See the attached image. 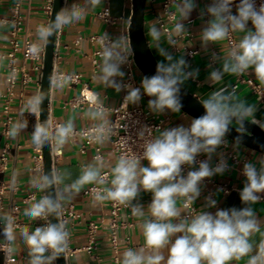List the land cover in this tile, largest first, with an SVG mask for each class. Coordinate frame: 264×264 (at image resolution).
Instances as JSON below:
<instances>
[{
  "label": "clouds",
  "instance_id": "1",
  "mask_svg": "<svg viewBox=\"0 0 264 264\" xmlns=\"http://www.w3.org/2000/svg\"><path fill=\"white\" fill-rule=\"evenodd\" d=\"M102 4L103 0H74L71 4L65 0L63 6L52 12L50 19L36 26L35 40L29 44L28 51L39 54L43 46L66 28L82 23ZM196 7L195 0H176L175 11L169 14L178 17L173 26L176 36L183 38L188 34L184 22ZM201 15L209 17L199 34L203 48L224 41L231 44L226 55L213 54L212 63L219 67L210 64L208 80L212 90L198 97L203 114L191 119L187 126L157 129L155 135L148 131L145 136L142 132V153L121 154L108 171H105L99 151L91 162L81 165L75 178L58 169L34 170L31 184L43 195L30 203L23 215L31 222L41 220L44 223L34 229L24 225L17 233L19 225L15 214L11 211L0 214L9 250L18 238L21 239L28 251L26 264H53L59 256H65L71 233L63 219V211L87 185L94 186L91 189L94 203L110 201L131 208L132 215L140 220L144 244L126 248L119 264H232L245 258L246 264H264V220L259 218L254 207L264 199V156L243 164L245 182L239 193L243 208L218 209L215 213L193 208L205 178L223 175L229 169L222 155L215 165L212 157L227 145L226 136L233 128L237 133V146L250 135L248 124L264 131V119L257 118L256 105L240 97L236 87L225 81L226 76L239 79L251 70L259 86L264 88V0H211ZM3 26L6 25H0ZM163 35L165 32L156 22L148 25V36L164 61L157 63L154 75L142 79L140 87L122 83L125 73L121 66L131 55L129 36L122 35L111 42L105 36L102 41L97 77L117 92L127 89L125 106L139 103L143 90L144 95L151 97L148 108L152 112L181 111V88L187 80L196 78L199 71H189L183 56L174 58L161 47ZM169 44L175 46L176 42L169 39ZM70 83L71 77L66 75L49 78L50 87L58 89ZM45 100H49L47 92L36 90L23 103L21 117L24 111L39 116ZM111 114V109L97 94L96 101L84 114L90 127L81 135L99 146L105 145L116 131L110 121ZM27 127V120L22 118L10 122L7 135L16 138ZM75 136L71 120L58 124L37 120L30 142L36 148L47 146L59 152ZM202 154L207 158L195 167L197 157ZM142 161H147V166ZM185 165L192 169L186 175ZM142 191L152 194L146 209L133 203ZM216 203L209 197L205 207L214 208ZM49 217H55L58 222H50Z\"/></svg>",
  "mask_w": 264,
  "mask_h": 264
},
{
  "label": "crops",
  "instance_id": "2",
  "mask_svg": "<svg viewBox=\"0 0 264 264\" xmlns=\"http://www.w3.org/2000/svg\"><path fill=\"white\" fill-rule=\"evenodd\" d=\"M50 2L51 0H0V25H6L0 27V135L3 123L8 118L10 122L21 118L28 122V127L23 133L16 138L7 140L10 147V155L7 170L2 173L4 194L2 198L3 207L0 214L9 212L12 205L20 207V212L16 218L19 225L16 228L17 233L24 225L34 229L43 224L41 220L31 222L23 215V210L30 203L38 200L43 193L37 191L31 184L34 170H40L38 148L34 147L30 142L31 132L38 120V116L24 111L23 117H21L23 103L36 90L40 89L41 73L34 70L33 63L27 62L26 70L31 77V82L24 84V77L21 73L17 77L14 89L9 92L10 72L8 60H2L1 56H5L11 51L9 44L11 25L6 21L12 18L14 8L19 6V14L24 23V30L18 38L20 44H22L25 36L33 42L35 40L36 26L50 19V14L47 11ZM73 2L74 0H68L69 4ZM162 2L163 0H148L145 13L146 37L158 62L164 61V57L160 55L148 36V25L156 22L162 28L158 20L161 15ZM195 3L197 5L196 9L191 13L189 19L184 22L188 34H185L183 38L176 36L173 31V25L170 28V34H165L161 37V47L174 58L183 56L189 65V71L198 69V76L187 80L183 85L198 98L212 90L213 86L208 80L210 64L212 67H219V64L212 63L213 54L226 55L230 44L228 41H224L219 44H209L206 49L202 47L199 34L209 17L201 15V13L211 3V0H195ZM175 5L176 2L173 5L174 11ZM104 11H108L114 20L113 22H107L100 17V14ZM131 15V0H103L101 8L97 9L96 13L89 14L82 23L73 24L59 35L53 72L70 76L71 83L63 89L51 87L49 120H54L58 123H66L71 120L76 131L89 128L90 122L85 118L84 114L91 104L80 102L82 92H89L94 99L93 103L96 101L98 94L105 106L111 109L110 121H113V110L121 104L127 95V91L122 89L117 92L112 87H106L98 79L97 73L101 57L97 56L96 52L100 50V46L97 42H93L91 38L106 36L115 41L122 35H128ZM177 18L176 16V20ZM249 27H251V24H249ZM169 39L174 40L176 45H170ZM42 49H44V46ZM188 51H194L196 54L190 57L187 54ZM15 64L20 68L23 67L24 60L21 51L16 55ZM121 70L125 73L122 78V83H124L128 72L126 63L121 66ZM134 74L140 87L144 77L136 67ZM240 78L251 79L259 88L261 95L254 93L250 86L240 81ZM240 78L236 79L226 76L225 81L236 87L240 97L245 98L249 103L255 104L257 107V118L264 119V103L261 102V98L264 97V88L259 86V82L255 80L251 70H249L247 75ZM117 79L119 80L120 78ZM141 91L142 98L139 103L128 104V106L141 105L149 110L148 101L151 97L144 95L143 90ZM6 107H8V111L5 110ZM149 111L155 116L168 118L165 128L179 125L187 126L193 119L192 116L183 111L171 112L166 110L163 113ZM226 140L227 145L218 149L217 154L212 157V163L215 165L222 155L227 161L229 169L223 175L205 178L201 187V194L193 205L197 210L203 209L215 213L218 209L233 207L240 209L245 206L242 204L239 195L245 182V177L242 175L243 164L246 161L255 162L264 154L240 144L237 146L235 142L228 138ZM3 145L4 141L1 139V147ZM98 148L105 162V171H108L117 159L111 143L107 142L103 146L97 144L89 146L83 138L77 136L70 140L61 151V155L53 161V169L69 172L75 178L80 172L81 165L91 162L93 157L96 156ZM197 158H199L200 162L207 157L202 154ZM141 163L147 166V161H142ZM195 167H198V163ZM188 169L192 170L189 167ZM92 186H85L80 195L64 209L71 210V215L67 219V227L71 233V240L66 253L68 264H119L121 254L126 248H137L144 244L140 220L132 215L131 208H124L118 213L116 218L118 228L113 230L111 226L114 217L110 201L94 203L92 196L84 193L86 189ZM225 191H228V193ZM29 195H35V200L24 203V198ZM209 197L216 200V207H205L206 199ZM151 199L152 194L150 192L142 191L138 199L133 203H139L146 209L147 205L151 203ZM254 207L259 218L264 220V199ZM185 214L182 213V215ZM92 224L97 227L94 233H91ZM4 241L3 225L0 224V243ZM11 247L9 262L5 260L4 255L0 252V264H26L28 251L23 241L18 238ZM89 247L92 248L90 251L88 250ZM246 259L234 261L232 264H246ZM53 264H56V261Z\"/></svg>",
  "mask_w": 264,
  "mask_h": 264
},
{
  "label": "built area",
  "instance_id": "3",
  "mask_svg": "<svg viewBox=\"0 0 264 264\" xmlns=\"http://www.w3.org/2000/svg\"><path fill=\"white\" fill-rule=\"evenodd\" d=\"M176 2V0H163L162 2V9H161V15L159 16L158 20L159 23L162 26V30L165 32L166 35L170 34V28L173 26L176 22V15H169L170 13L174 12L173 5ZM259 2V0H258ZM52 3L53 0H51L50 4L47 7V11L49 14L51 13L52 9ZM233 7V12H234ZM100 17L107 21V22H113V18L110 16L108 11H104L103 13L100 14ZM10 25H14V27L11 26L10 29V47L11 51L5 55L1 56L2 60L7 59L8 60V67H9V72H10V77H9V92H11L16 84V80L19 74H23L24 77V84H28L31 82V77L27 73L26 70V64L27 62H31L34 64V70L42 73V61H43V54H44V49L40 51L39 54H32L28 51V46L30 43H32L27 36H25L24 41L22 44H20L18 38L20 33L23 32L24 30V23L22 18L20 17L19 14V6H16L13 11V16L10 20L6 21ZM59 36L56 38V44L58 42ZM91 40L93 42H97L100 46V50L96 52V55L101 57L100 52L102 48V41L105 40V37H92ZM109 41H114L113 39L109 38ZM230 44V42H229ZM231 46V44H230ZM22 52L24 64L23 67L20 68L15 64L16 61V55L18 52ZM56 53V50H55ZM187 54L191 57L196 54L194 51H188ZM128 66V72L127 76L125 78V81L123 84H129L133 87H139L136 79H135V74H134V69H135V64L131 57H128V62L126 63ZM56 75H63L60 73H52V77ZM240 81L242 83L247 84L250 86L253 90L254 93L261 95V92L259 91V88L255 85V83L251 79H243L240 78ZM51 89V88H50ZM127 91V89H124ZM94 101L92 95L89 92H82L80 102L81 103H87V104H92ZM261 102L264 103V97L261 98ZM6 111H8V107L5 108ZM114 114V119L111 122L112 124L115 125L116 131L115 133L111 136V140L109 141L111 143V146L113 148V151L115 152L117 158L124 153L132 152L136 154L142 153V144H143V139H141V133L144 132V135L147 136L148 131H151L152 134H158L157 129L163 130L165 128V124L168 120V118L165 117H160V116H155L153 115L149 110L144 108L141 105H137L135 107H129L128 104L125 106L124 104V99L121 102V104L113 110ZM53 124H58L57 121L54 120H49ZM10 126V119H6L3 123V127L1 130V139L4 141V145L0 148V174L4 173L7 170L8 166V161H9V155H10V147L7 142V140L10 138L7 135V130ZM88 128H84L81 130L76 131V136L81 137L85 140L87 145H96L95 143L90 142L86 136H82L81 133L85 132V130ZM39 151V168L42 169V155H41V148H38ZM100 153V149H97V153ZM52 160L54 161L57 157L61 155V151L56 152L52 151ZM97 155V154H96ZM197 163H199V158H197ZM184 169V174H187L189 171L188 166L185 165L183 166ZM110 179V176H109ZM94 186L88 188L85 190V194L92 196L91 189ZM228 193V191H225ZM4 194V186L2 181H0V211L2 210L3 203H2V198ZM32 200H35V195H29L26 198H24V203H28ZM110 206L112 208V214H113V223H112V229L116 230L118 228V224L116 221V218L118 216V213L128 207L121 206L117 203L110 202ZM194 208V207H193ZM15 214V217L17 218L19 212H20V207L18 205H12L10 210ZM71 215V210H64L63 211V219L67 222V219ZM50 221V220H49ZM44 223V221H43ZM97 227L92 224L91 225V233H94ZM12 249V247H11ZM92 248L89 247L88 250L90 251ZM0 252L4 255L5 260L9 262L10 260V254L11 250H9L6 242L0 243Z\"/></svg>",
  "mask_w": 264,
  "mask_h": 264
},
{
  "label": "water",
  "instance_id": "4",
  "mask_svg": "<svg viewBox=\"0 0 264 264\" xmlns=\"http://www.w3.org/2000/svg\"><path fill=\"white\" fill-rule=\"evenodd\" d=\"M148 0H131L132 15L128 27V36L130 38L132 58L137 70L145 76H152L155 74L156 65L158 60L154 55L145 33V13ZM65 0H53L50 17L54 10H58L64 5ZM56 50V38H54L48 45L44 46V54L42 61V73L40 78V89L47 92L50 95L49 78L52 77L54 58ZM181 100L183 107L181 111L187 113L193 118L199 117L203 114L204 109L189 90L184 86L181 88ZM42 112L38 116V120H49V100H45L42 105ZM248 130L250 135L246 136L240 145L255 150L261 154H264V131L253 124H248ZM237 133L233 130L226 136V138L235 142ZM42 152V167L44 171L53 169L52 152L49 147L41 148ZM50 222L57 223L55 217H49ZM56 264H68L67 256L62 254L56 260Z\"/></svg>",
  "mask_w": 264,
  "mask_h": 264
},
{
  "label": "trees",
  "instance_id": "5",
  "mask_svg": "<svg viewBox=\"0 0 264 264\" xmlns=\"http://www.w3.org/2000/svg\"><path fill=\"white\" fill-rule=\"evenodd\" d=\"M0 147H1V135H0ZM0 181H2V174H0Z\"/></svg>",
  "mask_w": 264,
  "mask_h": 264
}]
</instances>
